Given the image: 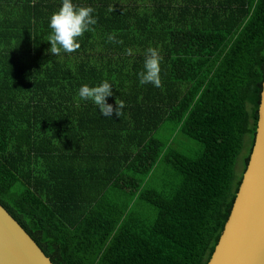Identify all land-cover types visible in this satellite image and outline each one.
I'll use <instances>...</instances> for the list:
<instances>
[{
	"label": "trees",
	"instance_id": "1",
	"mask_svg": "<svg viewBox=\"0 0 264 264\" xmlns=\"http://www.w3.org/2000/svg\"><path fill=\"white\" fill-rule=\"evenodd\" d=\"M73 3L97 23L54 56L61 0H0V205L52 264H207L254 141L264 0ZM148 47L159 88L138 81ZM103 80L119 117L78 102Z\"/></svg>",
	"mask_w": 264,
	"mask_h": 264
},
{
	"label": "water",
	"instance_id": "2",
	"mask_svg": "<svg viewBox=\"0 0 264 264\" xmlns=\"http://www.w3.org/2000/svg\"><path fill=\"white\" fill-rule=\"evenodd\" d=\"M0 264H52L1 205ZM207 264H264V70L251 152Z\"/></svg>",
	"mask_w": 264,
	"mask_h": 264
},
{
	"label": "clouds",
	"instance_id": "3",
	"mask_svg": "<svg viewBox=\"0 0 264 264\" xmlns=\"http://www.w3.org/2000/svg\"><path fill=\"white\" fill-rule=\"evenodd\" d=\"M94 9L91 6L79 7L73 0H61L59 9L53 12L49 19L51 34L47 42L50 43V53L59 56L63 53H73L79 49V39L85 32L92 31L97 21L93 15ZM113 37H109L112 39ZM127 54L131 55L132 50L128 49ZM162 56L157 48L148 47L144 52L143 70L138 75L140 85L152 84L154 87H161L160 63ZM114 85L108 80L89 86L83 84L78 89V102L91 101L96 106L101 117H119L117 110L124 108L121 101L119 105L109 104L108 98L113 96Z\"/></svg>",
	"mask_w": 264,
	"mask_h": 264
},
{
	"label": "rangeland",
	"instance_id": "4",
	"mask_svg": "<svg viewBox=\"0 0 264 264\" xmlns=\"http://www.w3.org/2000/svg\"><path fill=\"white\" fill-rule=\"evenodd\" d=\"M162 134L164 135V137H169L170 130L163 131ZM173 143L176 150L191 158H194L200 151V146L197 142L186 138L180 133H176ZM243 153H245V150L243 151ZM240 158L237 160V165L235 167L237 174H239L242 170Z\"/></svg>",
	"mask_w": 264,
	"mask_h": 264
},
{
	"label": "crops",
	"instance_id": "5",
	"mask_svg": "<svg viewBox=\"0 0 264 264\" xmlns=\"http://www.w3.org/2000/svg\"><path fill=\"white\" fill-rule=\"evenodd\" d=\"M88 146L89 144L88 143H84V149H87L88 150ZM91 156H94V154H92ZM96 156V155H95ZM111 166L114 165V163H109ZM94 165V164H93ZM92 165V166H93ZM111 169V168H110Z\"/></svg>",
	"mask_w": 264,
	"mask_h": 264
}]
</instances>
